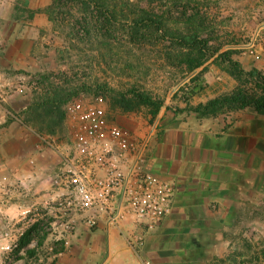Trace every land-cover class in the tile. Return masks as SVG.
Wrapping results in <instances>:
<instances>
[{"label":"rangeland","instance_id":"obj_1","mask_svg":"<svg viewBox=\"0 0 264 264\" xmlns=\"http://www.w3.org/2000/svg\"><path fill=\"white\" fill-rule=\"evenodd\" d=\"M110 4L119 15L108 24L92 20L91 12H84L76 0L59 5L53 0H0V120L5 121L0 124V144L7 151L68 143L65 108L75 99L102 104L112 121L140 141L166 116L189 113L190 107L236 90L257 92L251 78L231 75L219 56L228 53L244 69L240 61L252 59L256 43L264 40V0H112ZM138 10L160 16L164 30H145L143 36L132 37L129 20ZM189 33H198L208 48L204 64L194 71L186 66L190 51L171 40L173 34ZM193 78L200 80L203 90L188 97ZM54 87L71 96L62 95L65 118L49 129L55 115L33 121L27 108L49 97ZM135 93L163 104L156 117L144 106L126 111L116 105L133 99ZM140 133L145 136L138 137ZM6 134H16V139L5 140ZM27 216L22 235L14 233L16 228L8 229L16 247L0 253V264H55L48 248L54 252L64 244L53 238L41 219L32 223Z\"/></svg>","mask_w":264,"mask_h":264},{"label":"crops","instance_id":"obj_2","mask_svg":"<svg viewBox=\"0 0 264 264\" xmlns=\"http://www.w3.org/2000/svg\"><path fill=\"white\" fill-rule=\"evenodd\" d=\"M252 52V59L240 63L264 77V40ZM155 126L146 135L145 168L174 185L171 213L138 252L106 218L88 229L79 217L68 245L54 252L48 248L55 264H264V115L251 108L205 118L184 112ZM15 135L6 134L5 140ZM3 144L0 253L8 229L16 228L20 236L27 215L32 223L41 219L50 231L67 214L65 202H57L62 193L50 180L67 143L36 145L29 152H9ZM133 221L126 214L120 227L132 230Z\"/></svg>","mask_w":264,"mask_h":264},{"label":"built area","instance_id":"obj_3","mask_svg":"<svg viewBox=\"0 0 264 264\" xmlns=\"http://www.w3.org/2000/svg\"><path fill=\"white\" fill-rule=\"evenodd\" d=\"M65 111L68 143L50 180L61 191L57 202H65L67 214L51 225L52 235L66 246L77 218L81 217L88 229L106 218L120 228L128 246L138 252L146 236L171 213L174 185L146 170L148 136L137 140L132 132L111 120L102 104L75 99ZM126 214L134 217L132 230L120 227ZM13 237L10 233L4 251L16 247Z\"/></svg>","mask_w":264,"mask_h":264},{"label":"trees","instance_id":"obj_4","mask_svg":"<svg viewBox=\"0 0 264 264\" xmlns=\"http://www.w3.org/2000/svg\"><path fill=\"white\" fill-rule=\"evenodd\" d=\"M62 1L69 0H53V5H59ZM78 4L81 5L84 12H91V19L95 22H107L108 24L112 21L118 19V11L112 7L110 4L112 0H76ZM111 5V6H110ZM37 13V12H35ZM94 13L97 16H94ZM160 16L152 15L146 10H138L133 12L132 18H130V30L131 36H143L145 30H154L156 33L164 30V25ZM192 32V31H191ZM171 40L180 42V45L186 47L190 51L188 57L186 58V66L189 71H194L200 68L204 61L207 58L206 52L208 48L204 42L200 41L198 33H189V34H173ZM216 55V52L210 53V56ZM221 59L229 65L230 74L236 78L248 77L255 82L257 92L248 94L244 90H236L231 94L221 96L219 98H214L208 100L204 104H198L196 106L190 107L189 111L195 113L200 118L213 117L224 111L236 110V109H246L251 108L259 115H264V77L260 73L251 69L250 71H245L238 62L233 61L228 53L220 54ZM194 86L189 90L188 97L195 96L199 91L203 90L199 85L200 80L198 78H193L192 80ZM199 83V84H198ZM63 96L69 98L71 94L65 95V90L60 89L59 87L52 88L48 96L36 100L30 104L27 108L28 112L32 114L33 121H37L43 118L53 117L55 115L56 121L52 122L53 126L60 125L64 118L65 113L61 109V105L64 103ZM116 105H119L126 111H131L134 107L144 106L150 110L152 117H156L160 110L163 107V104L160 101L153 100L145 94L135 93L133 99L131 100H121L116 102ZM225 109V110H224ZM27 125V122H24ZM217 264H222L221 260H214Z\"/></svg>","mask_w":264,"mask_h":264}]
</instances>
